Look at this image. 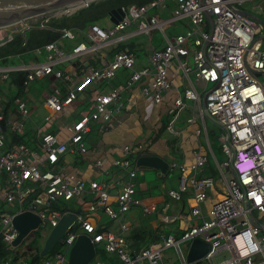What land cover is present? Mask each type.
<instances>
[{"label":"built area","instance_id":"2783aa9c","mask_svg":"<svg viewBox=\"0 0 264 264\" xmlns=\"http://www.w3.org/2000/svg\"><path fill=\"white\" fill-rule=\"evenodd\" d=\"M244 1L151 0L143 6L122 7L124 15L116 24L85 27L88 44L80 42L66 52L51 42L44 45L45 57L41 61L15 66L0 62V84L7 83L12 72H26L22 81L24 96L11 100L12 110L5 112L3 101L7 97L0 91V203L13 209V212L0 214V239L7 249L13 250L18 257L25 249L15 251L16 246H13L18 235L12 224L14 214L31 211L39 217L38 229L52 230L64 213L73 212L77 215L76 220L59 241L62 251L48 252L36 264H68V252L80 233L87 234L94 246L101 244L106 253L116 255L117 264H173L163 255L170 247L176 250L177 264H264V7L258 8L256 15L259 18L254 20L236 10L239 8L236 3ZM169 3H174V8L171 9ZM86 5L66 6L0 28V31L4 29L0 46L39 20L43 26L51 17L70 15ZM157 10H169L170 17L161 19ZM205 12L211 16V24ZM175 20H180L184 33L169 32ZM134 21L137 31L158 30L165 42L162 49L151 51L147 67L135 69V54L128 50L114 53L102 66L86 63L81 69L82 78L76 83L69 71L56 67L64 60L107 45ZM60 33L65 39L76 37L71 29L62 28ZM172 64L178 66L189 82L192 73L204 84L205 109L223 130L220 140L225 159L221 163L208 144L195 147L190 162L172 163L168 167L178 170V189H168L163 194L180 202L182 195L189 191L192 202L189 217L181 212L174 215L161 213L155 204L145 203L135 196L134 180L141 169L131 162L130 156L140 153L139 144L123 146L121 155L113 162L115 167L127 173L128 180L123 183L85 181L78 169H65L62 161L66 154L87 153L85 136L91 130V122L101 120V131L111 128L112 115L116 112L112 104L118 105L121 92L144 78L149 81L142 85V94L151 103H160L163 94L172 86L168 77ZM121 68L131 71L130 76L108 92L97 93L88 108L65 127L66 139L47 132L34 146L25 143L8 145L6 132H22L24 118L31 113L25 96L34 80L52 75L64 83L65 92L54 87L43 104L48 111L61 113L89 83L110 79ZM183 99L199 101L200 94L191 84L183 90V97L174 99L172 109H181ZM199 133V129L194 130L196 137ZM209 154L222 177V193L216 199L209 195L215 185L213 176L200 175ZM101 164V159L93 162L96 168ZM87 190L92 193L91 199L84 197ZM62 203H70V209L65 210ZM132 207L155 214L165 224L181 220L184 227L179 232L172 229L169 233H160L157 241L132 255L125 237L129 225L124 220ZM97 214L118 221L119 231H97ZM76 223L78 229L74 230ZM194 239L207 242L209 249L201 259L189 263L186 255ZM17 264L28 263L19 257ZM96 264L108 263L97 261Z\"/></svg>","mask_w":264,"mask_h":264},{"label":"crops","instance_id":"0c3cea01","mask_svg":"<svg viewBox=\"0 0 264 264\" xmlns=\"http://www.w3.org/2000/svg\"><path fill=\"white\" fill-rule=\"evenodd\" d=\"M168 5L171 9L174 8L175 6L174 3H169ZM160 12L166 14L165 17H161L158 14L161 19L170 17L169 10H160ZM107 19L110 21L109 17ZM39 22L41 23L42 20H39L37 23ZM177 22L180 23V27L182 26L180 20L178 21L175 20L172 22L169 30L171 29L172 32L177 33L179 29V27L176 25ZM153 32L158 33V36L157 37L155 35L153 36ZM141 35L144 36L143 40L140 38ZM76 38L77 36L73 40H75ZM61 39H65V38H61ZM67 40L68 42L61 40L57 41L56 44L60 47L65 43H70L73 41L69 39ZM163 41L164 39L158 30H152L149 33H141L137 31V22H132L130 26H128L122 32H119L118 36L107 45L102 46L98 49L96 48L95 50L87 51L86 53L79 55L80 57H77V59L73 58V59L64 60L58 63L57 66L60 68L62 67V69H64L65 71H69L73 76V82L76 83L80 78H82L81 75L82 73L79 75L76 68L78 66V59L80 62L84 61V63L90 64V62H88L89 58L99 57L101 61L100 66H102L106 61L110 60V58H107L106 55L110 50L111 46L120 43L132 47V52L135 54V69H140L148 66V57L152 50L163 48L165 44V42L163 44ZM101 49H105V50H101ZM36 56L40 59V61L43 60L45 57V51H43L42 53L39 50H36L30 54L28 53L20 57L17 56L16 58L21 60L20 61L21 63H34L36 61L35 60ZM127 73L130 74L131 71L127 70ZM191 75L193 74L191 73L190 77ZM50 76L53 77L52 75ZM168 77L172 82V86L170 90H168L163 94L162 101L158 104L151 103L141 92L142 85L144 83H148L149 78H144L142 82L135 84L132 87L128 88L127 90L121 92L120 97L118 99V105L112 104V106L113 105L115 106L114 109H116V112L112 115V127L105 131H101L100 126L103 122H101V120H97L101 123L97 130V134L92 136L93 135V131H92L93 121H92L91 130L85 136V144L88 147L87 153L80 155L82 156L83 159L82 161L79 159L77 160L73 154L64 155L62 157V161L65 163L64 164L65 169L68 170L78 169L85 181L94 180V179L116 180L117 182H122V183L127 181L128 178L126 171L118 167H115L113 165L114 160L121 155V149L123 148V146L139 144L141 145L142 148V145L144 144L146 137L148 136V134L153 133V131L157 128L160 122V118L164 114L172 115V119L169 123L167 131L164 132L162 138L157 139L150 146V149L148 151L143 152L142 155H140L138 158L143 156H157L160 157L162 160H164L169 167L172 163L190 162L192 159L191 152L195 147L198 146L206 147L209 144L211 148L207 128L205 127V125H203V130H201V128L197 125V123H195L196 118L200 117L202 118V120H204V116H205L203 110L200 108L201 99L202 97H204L203 96L204 84L198 81L194 77V75L193 77L197 84L195 85L194 83H192L191 79L189 82L186 78H184L181 70L178 68L176 64H172V66L169 68ZM110 79H104V80L99 79L97 81L108 82ZM55 82L58 83V85H54ZM61 84L64 85L63 82L57 79V80H53V83L51 84L48 85L45 84L46 86L42 85L46 87V92L44 97H46L49 93H51L54 87H57L62 91ZM191 84L200 94V100L193 101V100L183 99L184 105L181 109L179 110L172 109L174 99L177 97H183V90L186 87L190 86ZM30 89L31 88H29V91L25 97L29 107H31V113H32L33 108L34 107L36 108V106H32L31 104L32 95L31 96L29 95ZM110 89H111L110 87H104L103 89L100 90L101 92L104 93V92H108ZM83 97H85V94L80 95V97L79 98L77 97L78 99L73 101L72 104L66 106L64 110L56 116V118L54 119V123L50 126V128L44 130L42 129L43 128L42 125L44 121L50 118L51 113L43 106L44 109L48 111L49 116H45L44 118L39 117L38 119L32 118L33 121L31 120L32 123L31 126L24 127L22 131L23 134H26V138L31 135L30 138L32 140L35 139L34 141H38V139H40L42 134L50 132L49 130L55 129L57 131L56 133L58 134V136L64 138L63 133L67 132L65 127L69 125L74 118L79 117L81 112H83L86 109L85 108L76 111L78 107L81 105L82 103L81 99ZM187 102H192V104L188 106ZM43 104L44 102H42V105ZM116 106H120L119 107L120 111L119 108L118 109L116 108ZM188 107H190V110L192 112V117H187L184 119L182 118V114H184V112L187 111ZM190 125H192L191 129H189ZM63 128L65 129L61 133V129ZM195 129H199L200 132L197 137L194 135ZM172 137H176L177 141L173 146L175 148L174 152L170 153V145L166 141V139ZM96 159H101L102 161L100 168H96L95 166H93V162ZM136 162L135 165L137 166ZM209 162L212 165V170H213V167H215L213 158H209L207 164H209ZM137 167H140L141 170L138 171V176L134 180V182L136 184V189H137L136 195L140 194L139 198H141L145 203L155 204L158 211L161 213H166L167 215H174L181 212L187 214V217H189L188 213L192 203L191 195L189 191L182 195V199L180 202L174 201L170 199L167 195L163 194L168 189H174V190L178 189V176H179L178 170L176 169L170 170L169 168H167V170L164 173H160L158 169L149 166L142 165ZM150 172L154 173V180L147 177V174H149ZM200 175L213 176L212 173L204 172V167ZM157 177H162V181H160V183L158 184L157 183L154 184ZM217 186L220 188L222 187V184H219ZM221 193L222 190L221 189L218 190L216 185H214V187H212L209 190V195L215 197V199L220 197ZM84 197L85 199H91L92 193L89 190H87ZM185 197H186V204H183L182 200ZM102 216L104 215L97 214L96 222L100 223V219ZM124 220H126L129 225L128 231L125 233V237L128 245H130V242L127 239V235L129 234V232H131V230L134 227H139L140 225H142L145 226L146 228H153L156 226V223L161 222L160 220H158L155 214L143 213L139 207H132L129 210V212L126 214ZM163 224L164 226L168 227V229L170 228L169 230L174 229L175 231L178 230V232L184 227V223L181 220H176L173 223H168V224L163 223ZM101 228L103 227L101 226ZM162 228H164L163 225ZM110 230H113L115 232L119 231L118 221L113 220V225L110 227ZM115 258L116 255H112L111 259L109 260L115 261L116 260ZM109 260L107 261L110 262Z\"/></svg>","mask_w":264,"mask_h":264},{"label":"trees","instance_id":"16d2710c","mask_svg":"<svg viewBox=\"0 0 264 264\" xmlns=\"http://www.w3.org/2000/svg\"><path fill=\"white\" fill-rule=\"evenodd\" d=\"M150 1L151 0H95L88 3L86 6L77 9L70 15L51 17L47 22L43 23V26H40L42 22L41 23L39 22L24 32L21 31L14 34L11 41L7 42L3 46H0V62L6 65L10 59L16 58L17 56L20 57L28 53L30 54L36 50H39L40 52L43 53L44 45L51 42H57L60 40L68 42L67 39H61L60 37L61 36L60 30L62 28L71 29L72 31H74L75 35L77 36V38L72 42L65 43L60 46V48H62L64 51L70 52L71 49L74 46H76L80 41L88 44V39L85 36V27L87 25L98 24L99 22L104 21L105 19L108 18L109 13L113 9L119 7L128 8L131 5L143 6L148 4ZM81 26H85V27L81 28ZM101 50H105V49H101ZM120 50L132 51V47L117 43L111 46L106 57L111 58L114 53ZM35 60L40 61V59L37 56L35 57ZM88 62H90V64H93L95 66L101 65V61L99 57L89 58ZM85 66L86 63H84V61L80 62L78 59V66L76 68L79 75L81 74V69L84 68ZM56 67L60 68L58 66ZM129 76L130 74L127 73L126 69H119L117 70L115 76L111 78L108 82L107 81L98 82L97 80H94L93 82L89 83L83 89V91L77 94L76 98L74 99L75 101L80 97V95L85 94V97L81 99L82 100L81 105L78 107L76 111H79L80 109L88 108L90 103L93 101L95 95L101 92L100 89H103L104 87L113 88L120 82L126 80ZM25 77H26L25 71H15L10 74V78L7 81V86L5 88L7 100L3 101L5 112H8L10 109L12 110L11 100L14 97L24 96V87L22 81ZM53 80H57V79H54L53 77L48 75L41 79H36L33 82H39L42 83V85L44 84L48 85L53 83ZM54 85H58V83L55 82ZM65 88L66 87L61 84V89L63 92H65ZM171 119H172L171 114H164L160 118V122L157 128L153 131V133L148 134V136L146 137L144 144L142 145V150L140 151L141 154L145 151H148L150 149V146L157 139L163 137L164 132L167 131L168 129ZM100 123L101 122L99 121H93V124L91 122L93 126L92 136L97 134V130L99 128ZM49 131L50 133H54V134H56L57 132L55 129ZM6 135L9 146L14 143H25L28 146H34L37 143V141H34L35 139L32 140L30 138L31 135L26 138V134H23V132L7 131ZM166 141L170 145V153H173L175 149L173 146L176 143L177 138L176 137L167 138ZM140 153L130 156V160L132 163L136 162L137 158L140 156ZM74 156L76 157L77 160L78 159L81 161L83 160L82 156H80L79 154H76ZM210 170H212V165L208 164V166L204 168V172L208 173ZM160 181H162V177H157L154 184L155 183L158 184L160 183ZM182 202L183 204H186V197L183 198ZM62 204H64L63 207L65 210L70 209V205H71L70 203H62ZM8 211L13 212V209H10L5 203L1 202L0 214ZM112 225H113V220L110 219L108 216L104 215L101 217L100 223L97 225V231H101V229H110ZM162 225L164 224L159 222L156 223V226L153 228H146L145 226L142 225H140L139 227H134L131 230V232H129V234L127 235V239L130 242L129 245L130 253L133 255L140 248H146L150 246L152 243L157 241L160 233H169L170 230L162 228ZM101 226L103 228H101ZM73 229L74 230L78 229L77 223L75 224ZM41 237H42V232L38 229L28 237L29 240H27L26 245H24L25 249L20 254L19 257L24 259L28 264H36L38 260L41 258V256L39 255L42 246L40 242ZM58 251H62V245L59 242H57L52 246V248L49 250V254ZM104 252L105 251L103 249L99 250L100 256L106 259L107 255ZM13 253L14 251L7 249L0 239V264H2L5 261H9L8 264H17V258L19 257L17 255L15 256ZM115 259H116L115 261L109 260L110 262L108 261L107 262L109 264H117L118 258L116 257Z\"/></svg>","mask_w":264,"mask_h":264},{"label":"water","instance_id":"95a60500","mask_svg":"<svg viewBox=\"0 0 264 264\" xmlns=\"http://www.w3.org/2000/svg\"><path fill=\"white\" fill-rule=\"evenodd\" d=\"M92 1L94 0H0V28L22 22L32 16L56 11L66 6H80ZM199 2L202 3V0H199ZM236 10L254 20L259 18L256 14L245 12L242 9L236 8ZM123 15L124 11L122 7H119L111 10L108 17L112 23L116 24ZM205 16L211 24V16L207 12H205ZM84 27L81 26V28ZM200 108L207 117L214 120L205 109L204 97L201 99ZM136 163L137 166L143 165L158 169L160 173H164L168 168V164L157 156H143L138 158ZM76 217L77 215L73 212H66L61 216L58 224L45 237L39 252L40 256L47 254L52 246L60 241L67 228L76 220ZM12 224L18 231L13 246H19L24 239H27L34 231L38 230L39 217L31 211H22L14 214ZM208 249L209 244L207 242L200 239L192 240L186 255L187 261L193 263L201 259ZM95 254V247L89 236L85 233H80L68 252L67 261L68 264H88L94 259Z\"/></svg>","mask_w":264,"mask_h":264},{"label":"rangeland","instance_id":"374dc122","mask_svg":"<svg viewBox=\"0 0 264 264\" xmlns=\"http://www.w3.org/2000/svg\"><path fill=\"white\" fill-rule=\"evenodd\" d=\"M236 4L243 11L256 14L258 12L259 7H264V0H245L242 4L241 3H236ZM155 12L158 13L161 17L166 16L165 13H161L159 10H157ZM134 22H136V21H134ZM98 25L101 27H110L111 22L108 19H106L104 21L99 22ZM176 25L179 27L178 32H181V33L185 32V30H184L185 28L184 27L182 28V26L180 27L179 22H177ZM169 31L171 34L175 33V32H172L171 29ZM3 32H4V29L2 31H0V41L2 39L1 37L4 36ZM154 35L157 37L158 33L153 32V36ZM140 38L143 40L144 36L141 35ZM163 44H164V41H163ZM20 61L21 60H19L17 58H12L7 62V65L15 66V65L20 64L21 63ZM190 79H191L192 83H194L195 85L197 84L195 82L193 75H191ZM6 86H7L6 82L0 84V91L6 93L4 91V88H6ZM30 86H32V87H29V88H31L29 95L30 96L32 95V103L31 104H32V106H36V108L35 107L33 108V112L30 114L29 117L24 118V127H26V126L30 127L32 124L31 120L33 121V119H38L39 117L44 118L45 116H49L48 111L46 109H44V107L42 105V102H44V98H45L44 96H45V92H46V87H45L46 85L42 86V83L33 82L30 84ZM191 104H192V102H187L188 106H190ZM50 113H51L50 118L48 120L44 121V123L42 125L43 130L50 128V126L54 123V119L56 118L57 114H59V112H54V113L50 112ZM187 117H192V112L190 110V107H188L187 111L184 112V114H182V118L185 119ZM195 123H197V125L201 128V130H203V125H205V127L207 128L212 151H213L215 157L217 158L218 162L221 163L225 159L224 155L222 154V151H221V140H220V138H221V134L223 132L222 128L214 120L207 117L206 115L204 116V120H202V118H200V117L196 118ZM191 128H192V125L189 126V129H191ZM64 129L65 128L61 129V133H62V131H64ZM63 136H64L63 139H66L68 137V132H64ZM209 158H212L211 154H209ZM209 164H210V162H209ZM207 166H208V164L205 165L204 168H206ZM208 173L213 174L215 185H216L217 189L220 190V188L217 185L222 183V177H221L219 171L217 170L216 166L213 167V170H210ZM147 177L154 180V173L150 172L149 174H147ZM136 196L140 197V194H137ZM163 227H164V229H168V227H166L164 225H163ZM39 230L42 232V237H41V241H40L41 245H42L45 237L49 234L51 229L40 228ZM27 240H29V239L28 238L24 239L19 246H16L15 250L19 251L22 247H24V245H26ZM181 248L183 250H185V246L183 244H181ZM95 249H96L97 253H96L94 259L92 261H90L88 264H96L97 261H107V260L111 259L112 255H113V254H109V253L104 252L107 255V258H106L107 260H106V259L102 258L99 254V250H102L101 244H97L95 246ZM175 251L176 250L173 247L167 248L163 251V255L167 256L169 261H173V264L178 263V260L176 259V256H175Z\"/></svg>","mask_w":264,"mask_h":264},{"label":"clouds","instance_id":"9594fccd","mask_svg":"<svg viewBox=\"0 0 264 264\" xmlns=\"http://www.w3.org/2000/svg\"><path fill=\"white\" fill-rule=\"evenodd\" d=\"M215 121V120H214ZM95 247V246H94ZM95 252H96V249H95Z\"/></svg>","mask_w":264,"mask_h":264},{"label":"bare ground","instance_id":"6f19581e","mask_svg":"<svg viewBox=\"0 0 264 264\" xmlns=\"http://www.w3.org/2000/svg\"><path fill=\"white\" fill-rule=\"evenodd\" d=\"M56 43V42H55Z\"/></svg>","mask_w":264,"mask_h":264}]
</instances>
